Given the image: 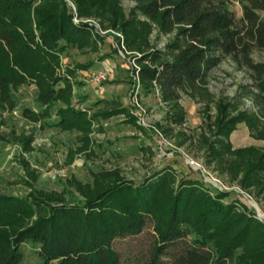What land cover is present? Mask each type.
<instances>
[{"label": "trees", "instance_id": "trees-1", "mask_svg": "<svg viewBox=\"0 0 264 264\" xmlns=\"http://www.w3.org/2000/svg\"><path fill=\"white\" fill-rule=\"evenodd\" d=\"M72 1L78 20L95 16L108 22L123 35L126 49L139 54L130 57L139 66L140 85L148 92L154 83L159 87L169 130L185 122L181 93L209 96L203 87L206 73L224 57L246 69L258 91L254 103L259 117L246 111L231 115L232 104L222 101L211 117L205 105L199 140L207 164L216 161L220 172L240 177L242 187L264 192V145L233 149L229 139L236 126L245 123L251 137L264 142V62L252 59L255 48L264 49V0H133L132 20L123 18L118 0ZM233 2L240 6V18L230 9ZM73 16L67 0H0L1 105L14 108V93L30 83L36 84V101L44 109L25 108L24 118L48 120L54 102L69 104V81L56 74L60 57L100 38L93 26L74 23ZM137 16L154 23L162 35L174 32V37L161 49L142 50L151 28ZM75 68L87 70L89 64ZM72 72L66 67V74ZM62 82L66 89L58 86ZM122 113L126 111L117 109L95 117ZM55 115L56 121L43 126L77 130L88 143L91 129L83 112L68 107ZM93 179L91 186L77 185L82 205L52 195H1L0 225H15L34 213L37 218L12 236L0 231V264H20L26 242L37 246L41 264H123L115 243L143 235L148 224L152 239L147 249L126 262L264 264V223L236 215L233 209L240 205L221 201L227 193L212 198L198 181L183 178L173 188L176 172L169 166L139 185L112 173L94 174Z\"/></svg>", "mask_w": 264, "mask_h": 264}, {"label": "rangeland", "instance_id": "rangeland-1", "mask_svg": "<svg viewBox=\"0 0 264 264\" xmlns=\"http://www.w3.org/2000/svg\"><path fill=\"white\" fill-rule=\"evenodd\" d=\"M67 3L73 12L74 23H88L100 38L82 48L66 50L61 55L56 74L69 81V104H64L62 100L54 102L52 116L48 120L34 122L22 116L25 108L34 111L44 109L36 101L37 87L34 83L18 88L14 93L17 101L14 108L0 104V196L33 195L37 198L52 195L53 199H61L64 203L82 205L84 198L77 185L91 186L94 174L112 173L118 180L139 185L154 172L169 166L176 172L173 188L182 178L196 180L212 198L218 192L227 193L228 196L221 201L240 205L233 209L236 215L245 214L264 223V192L258 194L252 187H242L240 177L233 178L223 168L220 172L216 161L207 164L205 146L199 140L200 133L204 131L205 105H208L211 117L215 116V104L219 101L232 104V109L229 108L231 115L244 111L260 115L254 103L258 91L250 73L237 66L230 57H224L206 73L203 87L209 96L181 93L179 102L186 113L185 122L183 126H172L169 130L171 126L167 125L166 105L155 96L154 90L148 92L141 85L138 88L134 86L131 73L133 60L130 56L139 54L126 49L123 35L118 30H112L108 22L95 16L78 20L73 1L67 0ZM118 3L123 18L135 19L130 15L135 1L118 0ZM230 9L237 18L241 17L237 3L233 2ZM136 19L147 22L151 28L147 45L142 48L144 51L161 49L174 37V32L160 34L154 23L141 16ZM135 26L136 31H142L138 24ZM120 51H124V57ZM252 59L264 62V49L255 48ZM77 64H89V68L76 69ZM66 67L73 70L72 74H66ZM102 69L108 71V79L99 85L93 84L92 78ZM58 86L66 89L63 82ZM75 105H82L83 109ZM68 107L83 112L88 119L91 130L87 144L77 130L43 126L46 122L57 120L55 114L58 109ZM117 109L125 110L128 116L122 113L95 117L99 113H110ZM131 118L134 122H130ZM261 120L264 123V119ZM191 162H196L202 168H195ZM206 180L216 182L221 190L205 184ZM240 191L244 194H240ZM36 218L34 213L15 225H0V231L12 236ZM150 231L151 225L148 224L143 235L115 243L123 264H133L125 259L133 258L138 251L147 249L152 239ZM21 252L23 260L20 264H41L36 245L23 243Z\"/></svg>", "mask_w": 264, "mask_h": 264}, {"label": "built area", "instance_id": "built-area-1", "mask_svg": "<svg viewBox=\"0 0 264 264\" xmlns=\"http://www.w3.org/2000/svg\"><path fill=\"white\" fill-rule=\"evenodd\" d=\"M117 36L121 37L119 34H117ZM123 50L124 47H122ZM120 54L121 56L124 57V51H120ZM127 54V52H126ZM133 61L131 62V66H132V69H131V73H132V78L134 79V86L135 88L139 87L140 86V81H139V67L137 66V63L135 62L134 59H132ZM108 79V71L106 69H102L101 71H99L97 74L94 75V77L92 78V83L93 84H96V85H99L103 82H105L106 80ZM154 94L156 97H158L159 99H161V95H160V89L159 87L157 86V84L154 83ZM136 97V95H134ZM136 105H138L137 101H135ZM248 105H250V103L248 102ZM76 108H79V109H83L82 105H75ZM163 140V139H162ZM160 144V147H161V144H163V141L159 143ZM191 164L195 167V168H199L201 169L202 167L200 165H198L196 162H191ZM208 182V183H207ZM205 184H210V185H213L215 186L214 188H217L219 190H221V188H219L217 186V183L216 182H209V180H206L205 181ZM227 190V189H226ZM237 191V190H236ZM240 194H244L240 191Z\"/></svg>", "mask_w": 264, "mask_h": 264}, {"label": "crops", "instance_id": "crops-1", "mask_svg": "<svg viewBox=\"0 0 264 264\" xmlns=\"http://www.w3.org/2000/svg\"><path fill=\"white\" fill-rule=\"evenodd\" d=\"M230 142L234 149L248 146L261 147L262 141L251 137L249 129L245 124H239L236 130L230 135Z\"/></svg>", "mask_w": 264, "mask_h": 264}]
</instances>
